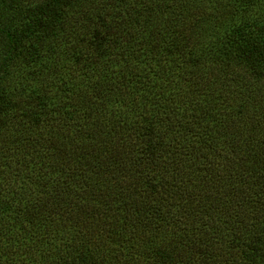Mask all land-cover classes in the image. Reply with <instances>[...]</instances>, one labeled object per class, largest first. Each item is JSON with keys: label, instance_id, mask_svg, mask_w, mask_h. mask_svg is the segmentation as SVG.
I'll return each mask as SVG.
<instances>
[{"label": "trees", "instance_id": "16d2710c", "mask_svg": "<svg viewBox=\"0 0 264 264\" xmlns=\"http://www.w3.org/2000/svg\"><path fill=\"white\" fill-rule=\"evenodd\" d=\"M0 264H264V0H0Z\"/></svg>", "mask_w": 264, "mask_h": 264}]
</instances>
